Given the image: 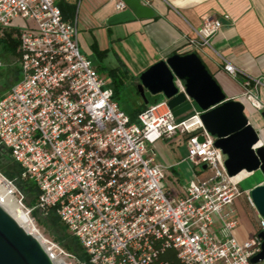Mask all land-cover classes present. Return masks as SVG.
Returning <instances> with one entry per match:
<instances>
[{
    "label": "built area",
    "instance_id": "obj_1",
    "mask_svg": "<svg viewBox=\"0 0 264 264\" xmlns=\"http://www.w3.org/2000/svg\"><path fill=\"white\" fill-rule=\"evenodd\" d=\"M115 8L125 6L119 0ZM221 27L217 18L203 19L186 41L190 52L210 48ZM8 30L19 39V80L0 96V147L38 195L28 208L14 181L0 172V202L24 212L52 264L84 263L37 230L33 211L53 210L90 264H157L168 249L180 264H250L261 250L264 218L258 215V233L248 241L239 244L232 237L236 220L230 207L240 195L239 174L227 175L225 156L199 111L177 120L161 100L131 121L80 52L76 24L63 20L53 0H0V36ZM222 70L240 83L241 98L264 112L261 80L223 59ZM174 84L186 96L183 83L175 78ZM184 135H191L186 159L196 171L205 166L209 176H196L172 200L153 146ZM247 201L253 207L249 196ZM214 218L221 223L219 235L211 231Z\"/></svg>",
    "mask_w": 264,
    "mask_h": 264
},
{
    "label": "crops",
    "instance_id": "obj_2",
    "mask_svg": "<svg viewBox=\"0 0 264 264\" xmlns=\"http://www.w3.org/2000/svg\"><path fill=\"white\" fill-rule=\"evenodd\" d=\"M53 1L63 20L76 24L80 52L97 72L99 68L108 71L110 83L104 81L111 90L113 80L121 84L120 74L136 89L140 74L151 65L174 54L191 53L186 41L193 36V29H197L207 17L219 19L222 27L211 39L210 48L203 49L197 56L226 97L244 105V114L264 146V120L241 98L240 83L222 70L223 59L242 75L260 79L263 86L259 89V98L264 103V0H140L142 5L153 11V17L119 25L107 24L108 19L119 12L115 8L119 0ZM223 16H227L228 20H224ZM120 93L115 100L117 103ZM145 95L149 99L165 100L160 95ZM140 100V104L127 115L129 118L143 104ZM171 111L177 120H182L199 110L187 99ZM186 138L187 135L176 136L156 143V162L165 168L164 190L172 200L181 196L183 188L196 176L200 179L209 176L203 167L200 171L193 169L186 159L187 153L181 154V148L187 152ZM241 173L238 175L240 195L234 198L230 207L236 220L231 235L239 244L258 233V213L247 201V196L250 197L249 193L254 187L264 184V178H260L242 190L240 186L253 172ZM220 227V221L214 218L212 233L219 235Z\"/></svg>",
    "mask_w": 264,
    "mask_h": 264
},
{
    "label": "water",
    "instance_id": "obj_3",
    "mask_svg": "<svg viewBox=\"0 0 264 264\" xmlns=\"http://www.w3.org/2000/svg\"><path fill=\"white\" fill-rule=\"evenodd\" d=\"M125 9L113 14L108 25H119L135 19H149L153 11L140 0H121ZM183 83L185 94L178 93L174 79ZM136 92L144 105L146 93L162 96L170 110L191 100L200 111L204 129L215 138L214 147L225 156L224 167L229 177L241 172L260 171L264 176V146L244 114V105L228 99L202 61L195 53L174 54L142 72ZM264 120V112L260 113ZM199 142L202 139L198 138ZM205 166H203V169ZM250 200L259 216L264 218V184L254 187ZM261 250L250 259V264L264 261V235ZM0 264H52L38 241L0 206Z\"/></svg>",
    "mask_w": 264,
    "mask_h": 264
},
{
    "label": "trees",
    "instance_id": "obj_4",
    "mask_svg": "<svg viewBox=\"0 0 264 264\" xmlns=\"http://www.w3.org/2000/svg\"><path fill=\"white\" fill-rule=\"evenodd\" d=\"M19 39L17 32L14 30L4 31L0 36V54L4 56L2 61H6L8 57H13L19 60L20 53L18 52ZM14 78L12 80V85L19 80V68L16 67L13 70ZM11 85V86H12ZM10 86V87H11ZM9 90V89H8ZM122 91V84L117 80L112 82V98L116 100L118 93ZM149 101L147 105L141 104L131 115L130 120L134 121V117L144 110L148 105L158 102L157 99L147 98ZM191 135H187L189 137ZM0 172L9 180L14 181L17 189L22 193L24 197V204L31 208L38 195V191L35 185L28 180L21 178V168L17 163H15L10 156V153L5 148L0 147ZM40 215L41 220L36 221L37 224H43L53 232L55 242L62 247L65 251L74 255L80 262L84 264H90L89 258L85 253L84 249L81 247L79 242L72 237L66 230L65 226L59 221V219L51 210L47 214H40L37 211H33L32 215ZM157 264H180L176 254L173 250H166L158 259Z\"/></svg>",
    "mask_w": 264,
    "mask_h": 264
},
{
    "label": "rangeland",
    "instance_id": "obj_5",
    "mask_svg": "<svg viewBox=\"0 0 264 264\" xmlns=\"http://www.w3.org/2000/svg\"><path fill=\"white\" fill-rule=\"evenodd\" d=\"M77 37H78V35H77ZM3 58H4V56L0 54V64H1V67H0V96H2L4 93H6L8 91V89L10 88V86L12 85V80L14 78L13 70L16 67H18V60L17 59H14L13 57H8V59L6 61H2L1 59H3ZM98 73H99V76L101 78H103L107 83H110L109 82L110 79L108 77V71H106L102 68H99ZM120 76H121L120 78L122 79V80L120 79L121 84H122V91L119 94L117 101H118L119 108L121 109V111L124 114L129 115L140 104L141 100H140V97L136 93L135 87L129 85L128 79L126 80V77H124L122 74H120ZM182 107H183V105H182ZM192 115H193V112L190 113L189 115H187L184 119L189 118ZM153 147H154L155 153L157 155L158 152L156 150V144ZM180 152L182 155H185L187 153L185 151V149H183V148L180 149ZM187 178H189V177L187 176ZM260 178H264V176L261 174L260 171H255V172H253V175L251 177H249L247 180H245V182H243V184L240 186V188L243 190L246 187L250 186L251 184L257 182L258 179H260ZM33 218L35 220L37 230L45 238L52 239L53 241H55L54 236H53V232L49 228H47L43 224H41V225L37 224L36 221L41 220L40 215L36 214L33 216Z\"/></svg>",
    "mask_w": 264,
    "mask_h": 264
},
{
    "label": "bare ground",
    "instance_id": "obj_6",
    "mask_svg": "<svg viewBox=\"0 0 264 264\" xmlns=\"http://www.w3.org/2000/svg\"><path fill=\"white\" fill-rule=\"evenodd\" d=\"M244 172L241 173L243 175ZM240 175V174H239ZM238 177V176H237ZM5 197V192L0 188V201ZM4 200V199H3ZM0 206L8 213L15 221L16 223L24 229L27 233H30L32 235V230L35 228H30L28 224V218L24 214V212L20 211L19 209L15 208L13 205H6L2 202H0Z\"/></svg>",
    "mask_w": 264,
    "mask_h": 264
}]
</instances>
